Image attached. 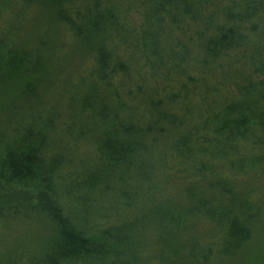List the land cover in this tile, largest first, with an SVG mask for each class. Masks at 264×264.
I'll use <instances>...</instances> for the list:
<instances>
[{"label":"trees","instance_id":"16d2710c","mask_svg":"<svg viewBox=\"0 0 264 264\" xmlns=\"http://www.w3.org/2000/svg\"><path fill=\"white\" fill-rule=\"evenodd\" d=\"M255 171L264 0H0V264H264Z\"/></svg>","mask_w":264,"mask_h":264},{"label":"rangeland","instance_id":"374dc122","mask_svg":"<svg viewBox=\"0 0 264 264\" xmlns=\"http://www.w3.org/2000/svg\"><path fill=\"white\" fill-rule=\"evenodd\" d=\"M122 3L135 4V0H122ZM185 45L187 48L191 50V54L194 55L195 52L193 50V45H191L190 42H186ZM173 59L175 62L180 61V57H173ZM53 100H57V98L55 97ZM33 114L39 115V113L37 112H33ZM82 156L84 157L85 160L91 161L90 157L87 156L85 153L82 154ZM253 176L254 178H252L250 182H251V185L254 187V189L264 190V173L261 174V172L257 173V171H255L253 173ZM263 194H260V193L257 194L255 192L253 197H255V199H258L257 201L259 202L258 204H262V208L264 209V195ZM36 227L30 228V227L20 226L16 228L15 226H10L8 227L6 231L5 230L0 231V256L2 257L3 252L7 248L10 250L14 249V251H18V252H23V254L33 255L35 251H33L34 249H32V247H34L38 243H41L40 241L42 240V238L39 237L41 235V233L39 235V232H41V230L39 227L37 228Z\"/></svg>","mask_w":264,"mask_h":264}]
</instances>
